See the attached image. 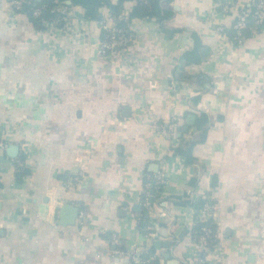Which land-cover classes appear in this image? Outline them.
I'll use <instances>...</instances> for the list:
<instances>
[{
  "label": "crops",
  "instance_id": "crops-1",
  "mask_svg": "<svg viewBox=\"0 0 264 264\" xmlns=\"http://www.w3.org/2000/svg\"><path fill=\"white\" fill-rule=\"evenodd\" d=\"M219 1L161 0L176 31L133 18L113 63L98 54V22L81 6L69 4L76 39L36 28L0 0V264H130L113 252V234L125 250L152 245L158 264H192L198 209L179 201L200 197L215 205L207 263L264 264V30L241 45L217 34L231 24ZM134 3H123L122 18ZM193 34L201 59L181 62ZM175 69L191 78L177 79ZM201 113L206 132L195 126ZM173 117V135L159 133L154 123ZM191 140L186 164L173 148ZM12 143L15 156L6 151ZM153 164L165 183L148 213L141 187ZM18 167L29 170L21 181ZM73 177L81 181L70 189ZM64 203L78 207L72 225L59 224ZM142 213L153 222L148 242Z\"/></svg>",
  "mask_w": 264,
  "mask_h": 264
},
{
  "label": "built area",
  "instance_id": "built-area-1",
  "mask_svg": "<svg viewBox=\"0 0 264 264\" xmlns=\"http://www.w3.org/2000/svg\"><path fill=\"white\" fill-rule=\"evenodd\" d=\"M9 9L13 13H20L23 11V5L25 2L34 1L39 2L41 0H5ZM237 0H221L217 3V10L222 12L231 18L230 27L234 32V37L229 38L224 33V26L219 24L215 27V32L227 39L231 40L235 45H241L245 38V31L249 30L256 33L258 25L264 24V0H249L245 6H237ZM55 5L48 7L45 3L36 5L30 8L31 15L35 18L41 16L45 10L51 15L48 19H41L43 25V31L52 35L58 33H69L73 38L80 37L81 29L73 23L70 16L69 6L63 4L62 1L54 0ZM254 7L255 12L252 13ZM121 14L116 17L110 12L102 15L98 20V25L101 31L100 39L98 41V54L101 57L107 58L111 62H116L118 55L123 51L131 40V35L127 28L119 27L116 23L118 18H121ZM253 22L252 26L248 25V21ZM264 30V29H263ZM261 30V31H263ZM177 125V117H173L167 122H155L154 126L157 131L167 137L173 135ZM0 146H7L6 142L0 140ZM81 179L73 177L67 183V187L73 189L75 184L79 183ZM165 183V175L163 171H157L152 174H147L143 180L141 187V204L148 213H151L156 197L155 191L159 189ZM213 203L206 201L200 210L197 211L196 217L204 222H209V219L213 217L214 207ZM151 226L146 227V232L143 233L145 242L151 240L153 234H151ZM192 239L195 247V254L192 264H208L206 261V254L210 250L209 244L213 240L215 233L209 225H203L200 227V231L192 230ZM110 243L114 246L113 252L118 254H127L129 256L130 264H152L155 259V254L146 252L147 246L140 245L133 247L129 250H125L121 247V241L116 234L110 237Z\"/></svg>",
  "mask_w": 264,
  "mask_h": 264
},
{
  "label": "trees",
  "instance_id": "trees-1",
  "mask_svg": "<svg viewBox=\"0 0 264 264\" xmlns=\"http://www.w3.org/2000/svg\"><path fill=\"white\" fill-rule=\"evenodd\" d=\"M59 2L62 1L63 4L66 5V0H58ZM126 0H117V2L113 3L110 0H71L72 4L75 5H79L83 8V16L84 18H86L87 20H100L102 17V14L100 13V8L101 7H106L107 10L113 14L114 16L118 17L124 6L123 3ZM128 1H134L135 3L132 5L129 14L127 16V18H118L116 20V23L119 27H124L127 28L128 32L130 33L129 30V23L133 18H143V17H153L156 19L157 23L159 24V27L165 31L168 34H172L174 33L176 30L173 29H168L165 25V23L167 22V20H169L171 17H173L174 15V11H172L169 8L163 7L161 4V0H128ZM42 3H45L46 6L51 7L53 5H55L56 3L54 2V0H41L39 2H34V1H28L25 2L23 5V11L20 13H24L29 17V20L33 23V25H35L36 28L42 30L43 29V25L41 24V19H48L50 18V14L45 10V12H42L41 16L38 18H35L31 15L30 12V8L34 7V6H38ZM69 6V4H67ZM252 9V13L255 12L254 7H250ZM248 25L252 26L253 22L251 20L248 21ZM264 29V24L262 25H258L256 30H258L257 32H260L261 30ZM224 33L227 37L229 38H233L234 37V32L232 31L231 27H225L224 28ZM254 33L246 30L245 31V38H250ZM193 38L194 40V47L193 49L184 52L181 57L180 60L181 62H185V63H195L198 62L201 59V54H200V41L198 39V37L196 35L193 34ZM181 70L183 69H175V76L177 79H189L191 78L190 76H186L184 75ZM181 72V73H180ZM201 78H204V76L200 75ZM199 97H195L194 100L196 101ZM208 116L204 113H201L199 118L196 120L195 122V126L198 129H202L204 132H206L207 129V123H208ZM200 141L203 140V138L199 139ZM194 140L189 141L184 143L181 146H177L173 148V153L175 155H179L184 159V162L186 164H192L194 162V157L191 155V149L192 146L194 144ZM18 172H17V179L19 181L22 180V176L25 174L29 173L28 169L22 168V167H18ZM197 182L196 178H192L190 181L191 185H195ZM163 186H161L159 189H157L155 191V197L157 198L161 192ZM208 201L213 203L212 201H210L207 197H200L198 199H195L193 201H184V200H180L179 203L181 205H191L194 208L200 210L201 207L203 206V204ZM141 220L138 224V227L140 229V231L142 233L146 232V227L147 226H151L152 225V220L150 217L148 216H144V213H142L141 215ZM203 225H209L213 232L216 234V224L213 221V219H209V222H204L199 220L197 217H195L194 219V225H193V230L194 231H200V227ZM106 235V233H105ZM216 235L213 236V240L211 241V243L209 244V249H212L216 243ZM154 247L152 245H150L149 247H147L146 252L150 253V254H154ZM152 264H158V259L155 255V259L152 261Z\"/></svg>",
  "mask_w": 264,
  "mask_h": 264
},
{
  "label": "water",
  "instance_id": "water-1",
  "mask_svg": "<svg viewBox=\"0 0 264 264\" xmlns=\"http://www.w3.org/2000/svg\"><path fill=\"white\" fill-rule=\"evenodd\" d=\"M68 4L71 3L70 0L67 1ZM203 54H209V49L208 48H204L202 50ZM194 119V116L193 115H190L188 118H187V121L188 122H192ZM185 129V128H183ZM18 150H19V147L17 144H10L6 151L8 153L9 156H15L17 155L18 153ZM153 167L152 168L153 170L152 171H157V165L153 164ZM151 169V167H150ZM78 216V207H76L75 205L73 204H70V203H64L62 204L60 207H59V210H58V220H59V224L62 225V226H66V225H72L74 224L75 220H76V217ZM145 216H147V214H145ZM166 244V243H164ZM157 248L159 247V243L156 242L154 244Z\"/></svg>",
  "mask_w": 264,
  "mask_h": 264
}]
</instances>
